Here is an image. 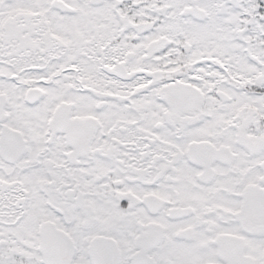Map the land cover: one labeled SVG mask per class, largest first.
Returning <instances> with one entry per match:
<instances>
[{
	"label": "snow or ice",
	"instance_id": "1",
	"mask_svg": "<svg viewBox=\"0 0 264 264\" xmlns=\"http://www.w3.org/2000/svg\"><path fill=\"white\" fill-rule=\"evenodd\" d=\"M0 264H264V0H0Z\"/></svg>",
	"mask_w": 264,
	"mask_h": 264
}]
</instances>
